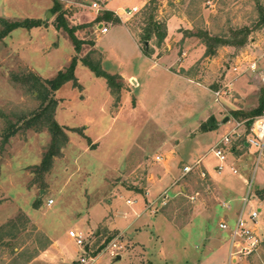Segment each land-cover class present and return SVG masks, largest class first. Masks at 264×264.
<instances>
[{
    "label": "rangeland",
    "instance_id": "1",
    "mask_svg": "<svg viewBox=\"0 0 264 264\" xmlns=\"http://www.w3.org/2000/svg\"><path fill=\"white\" fill-rule=\"evenodd\" d=\"M55 1L63 7L69 24L79 26L78 36L86 39L96 36L94 26L98 23L87 24L110 11L109 18L101 22L111 31L98 37L100 52L95 55L108 72L124 70L141 76L139 55L147 42L150 52L153 47L159 56L166 57L167 71L161 68L146 75L144 82L141 76L139 86L131 79L126 82L119 74L124 82L120 99L110 88L109 104L104 78L79 63L76 75L80 87L68 81L56 92L55 113L61 106L58 120L69 125V141L55 157L51 170L40 174L33 170L40 164L52 135L48 128L25 127L26 120L42 105L26 79L32 73L44 79L54 77L56 71L52 70L57 64L63 62L67 66L71 61L66 59L70 49L63 37L44 27H18L2 35L3 18L55 23ZM94 1L0 0V229L5 226L4 234L0 232V264H30L56 235L73 249L71 264H264V157L258 161L257 149L246 145L248 119L242 114L260 108L264 83L243 74L239 76L244 77L240 85L236 82L231 86V93L222 98L214 93L231 78L226 74L233 65L245 66L264 51V23L257 26L264 0H109V10L95 9ZM134 6L139 10L126 15L124 10ZM152 8L165 34H154L144 41L147 12ZM92 17L94 20L88 22ZM245 26L251 28L246 45H220L215 54H207L202 38L186 36L189 30L202 29L212 35L231 37L234 29ZM58 41L59 49L47 48ZM29 42L35 48H30ZM85 47L89 45L86 43ZM173 78L180 80L177 85L186 81L206 92L211 108L199 109L195 103V113L191 114L188 106L177 102L180 89ZM227 100L239 108L224 109ZM219 106L223 109L219 119L208 116L213 107ZM11 124L18 130L5 142L3 135ZM204 125L206 130L202 129ZM188 131L205 135L188 141L185 148L188 146L189 155H185H202L206 164L203 166L202 162V166L196 165L185 174L181 167L187 160L178 157L175 180L171 185L162 182V188L149 194L151 199L145 202L142 194L133 192L145 189L149 171L161 175L164 163L172 161L170 149L178 141L175 138L182 139ZM233 131L236 134L225 149L226 170L217 172L219 160L211 147ZM85 132L97 140L94 146ZM167 134L175 138L167 140ZM157 156L161 159L157 160ZM231 167L239 172L234 173ZM229 170L232 172L227 174L231 177L233 173L237 179L234 180L240 182L236 190L227 184L232 181L225 174ZM251 179L252 196L246 215L254 209L259 211L261 243L249 255L236 253L238 259L231 263V229H222L220 222L233 227ZM22 211L27 216L20 220ZM134 218H139V228L114 230H127ZM12 220L15 223L10 225ZM70 229L85 235L84 248L66 235ZM114 239L122 245L116 256L107 249ZM99 247L102 249L94 255ZM83 255L88 260L90 255L95 259L83 263ZM118 256L122 258L117 259ZM57 258L54 254L48 257L52 261Z\"/></svg>",
    "mask_w": 264,
    "mask_h": 264
},
{
    "label": "trees",
    "instance_id": "2",
    "mask_svg": "<svg viewBox=\"0 0 264 264\" xmlns=\"http://www.w3.org/2000/svg\"><path fill=\"white\" fill-rule=\"evenodd\" d=\"M149 4L150 3H148V5ZM52 11L57 14V17L55 19L56 27L60 30L65 31L66 34L70 37L76 50V54L72 57L71 61L66 66V68L60 69L54 77L44 79L39 75L32 73L26 79L30 83L31 89L34 90V92H37L38 96L41 98L42 105L37 112H35L31 117L26 120L25 127L34 128L36 130L48 128L52 135L50 145L45 151L40 164L36 165L35 169L33 170L34 173L40 174L47 173L51 170L54 164L55 157L61 154L62 148L69 141V128L67 126L62 125L56 118L55 111L58 105L56 92L68 81H72L74 86L80 87V82L76 75V68L79 62H82L85 66H87L95 75L103 77L106 80L108 86L112 89V91L117 93L119 99L121 90L124 85L122 77L118 73H111L103 68L101 58L96 57V54H98L99 52L98 50L93 48V46L95 45L94 40H86L78 37L76 31L79 26L69 24L68 19L66 17V12L63 10V7L58 1H55ZM259 11L260 18L257 21V26L264 23V6H260ZM147 13L149 21L144 29V41L150 40L154 34H157L158 36H163L165 34V30L162 29L163 24L155 19L156 17L154 15V9L152 8V10L148 11ZM109 14L110 11H106L104 15L99 14L93 22L88 23L87 25L89 26L94 25L95 23H100L102 19H108ZM3 22L5 23V28L2 31V35H6L18 27L32 28L41 26L43 23H45L41 19L9 21L5 18H3ZM187 33L188 34L186 36H198L202 38L204 41H206L208 47L207 54H215L218 46L220 45H233L238 47L246 45V43L248 42L249 35L251 33V28L245 26L239 29H234L232 31L231 37L212 35L208 31H204L202 29H199L198 31L189 30L187 31ZM86 43L90 44L92 48L86 55L81 56L80 52L83 48V45ZM144 52L150 53V47L148 45H145ZM262 98L263 99L261 101V106L259 109L242 113L243 118L248 119V127L251 126L253 118L260 114L262 111V108L264 106V89ZM236 114H238V112ZM205 126L206 125L202 126L203 130L207 129V127ZM17 128L18 126L11 124L3 135V141L7 142L10 136L18 130ZM249 132L250 131L248 130V133ZM261 195V197L264 198V193ZM26 216V213L22 211L18 219L23 220L26 218ZM14 223L15 221L12 220L10 225ZM4 228L5 226H2L0 229V232H2V234H4ZM3 238L5 237L3 236ZM101 249L102 248L99 247L98 250L95 251L96 253L93 252V254L97 255V252H99V250Z\"/></svg>",
    "mask_w": 264,
    "mask_h": 264
},
{
    "label": "crops",
    "instance_id": "3",
    "mask_svg": "<svg viewBox=\"0 0 264 264\" xmlns=\"http://www.w3.org/2000/svg\"><path fill=\"white\" fill-rule=\"evenodd\" d=\"M51 8V5L48 6V9ZM95 17H92L90 19V21L88 22H91L94 20ZM100 24L101 23H98L96 26H94V32L96 33V36L94 37H87L88 39H93L94 42H95V45L93 46V48H95L96 50L99 51L98 49V37H102V35H105V34H108L110 31H111V28H109V30L107 32H103L102 31V26L100 27ZM170 23H167L168 27H169V31H170ZM93 26V25H92ZM106 26V25H105ZM38 27H44L46 29H52L55 34L58 36V37H63L64 39V42L67 43V45H69V52L66 56V59H67V62H69L72 57L76 54V50L74 48V45H73V42L72 40L70 39V37L66 34V32H64L63 30H60L56 27L55 23L52 22V21H45V23H43L41 26H38ZM77 34V33H76ZM78 35V34H77ZM79 37V36H78ZM81 39H86V37H79ZM179 40L182 39V37H179L178 38ZM87 40V39H86ZM134 40L137 44V47L139 49H141L139 43H138V39L136 37H134ZM70 42H72V45L70 46ZM60 42H54V45L50 46L48 45L47 48L48 49H55L54 50H57L59 49L60 47ZM88 44V43H87ZM89 47H85L84 49L82 48L81 52H80V55L81 56H84L89 50H91L92 46L90 44H88ZM29 47L30 48H35V46H33V44L31 42H29ZM50 47V48H49ZM88 50V51H87ZM140 56V63H141V76H143V82H144V76L146 75H149L151 73H155V71H158L160 70H163L164 72H166L167 70V67L165 66L166 63L164 60H167L166 57L163 55V56H159V52L157 51V49H153L152 47V51L150 53H146L144 52L142 49H141V55ZM79 63H82V62H79ZM79 65V64H78ZM77 65V67H78ZM66 66V64H64L63 62H60L59 64H57V66H55V68L52 70V71H56L55 74L62 68H64ZM160 70V71H161ZM50 73H53V72H50ZM118 74H120L124 80L127 82V80L131 79L134 84L136 86H139L141 84V80H140V74H135V73H127L125 72L124 70H121L120 72H116ZM53 74V76L55 75ZM145 74V75H143ZM45 75V74H44ZM46 76V75H45ZM227 77H233L234 76V73L232 71V68H230L228 70V73L226 74ZM244 76H247L248 78H250L249 75H244ZM46 77H52V76H46ZM244 79V77H237L234 81V83L237 82V85H240L241 81ZM79 80V79H78ZM105 80V79H104ZM176 80V83L173 84L174 85H177L178 82H180V80L178 78H173V81ZM238 80V81H237ZM80 82V81H79ZM81 83V82H80ZM83 86V85H82ZM178 88L180 89L178 91V93L180 92V94H178V101L177 102H181L183 106H188V109L191 110V114L195 113L193 110H192V107L196 106L195 103L198 104V107L199 109H202V108H205V109H209L211 108V103H209V99H208V96H207V93L206 92H203V91H199V88H196V86L192 87L191 85H189L188 82L186 81H183V83L181 84H178L177 85ZM103 88H104V92H105V95H106V99H107V103L110 104V99H111V90H110V87L108 86L106 80H105V83L103 84ZM124 95H125V92L122 94V99L124 98ZM191 95V96H190ZM207 97V98H206ZM186 98V99H185ZM191 99H193L191 101ZM208 99V100H207ZM196 101V102H195ZM140 102V100H138V103ZM108 104V105H109ZM223 106L225 104H222ZM227 105V107H226ZM226 105L224 106V109L225 108H229L231 109L232 111L233 110H236L238 107L237 104L233 103L231 100H227L226 101ZM122 107V105H121ZM61 106L58 108V112H57V115H56V118L57 120L59 119L58 118V115L59 113L61 112ZM64 109V108H63ZM223 109H221V106L219 107H213L212 108V111H210V113H208V116H211L213 115L216 119H219L220 118V111H222ZM121 112V110H120ZM226 117V119L228 118H231V116L229 115H224ZM224 118V117H223ZM91 119V118H90ZM90 119H87L90 121ZM59 121V120H58ZM61 124L69 127V125L65 124V123H62L60 122ZM89 127V125H88ZM180 127H178L179 129ZM177 130V129H176ZM215 131V130H213ZM173 132V131H172ZM86 135H88L91 140L93 141V143H91L92 146H94L95 144V141H97L96 139H94V136L88 134L87 132H85ZM202 134L205 135V133H201V132H197L195 134L191 133V131H188V133L181 139V138H175L174 135L172 134H167L166 138L167 140H172L173 138H175L177 141V143L170 149V152H171V162H165L163 167H159L161 168L160 170L162 171L161 175H156L154 174L153 172H148L147 175H146V179L144 181V190L143 191H134L133 193H140L142 194L144 197H145V202L151 198H149V194L153 193L154 191L158 190L159 187L162 188V182H165L167 184H172V182L175 180V161L177 160V158L179 157H183L185 160H187L183 167H181L183 170H184V167L189 165V166H196V165H199V166H204L206 163H205V157L203 158V156H194L193 155L188 158L187 155H189V152L187 151V147L185 148V144H187V142H192L193 140H195L196 138H200V136H202ZM203 135V136H204ZM186 140V141H184ZM246 145L248 147H250L247 143V141H245ZM165 146H167V142H165ZM185 149V150H184ZM181 154H180V153ZM176 153V154H175ZM187 154V155H185ZM191 154V153H190ZM157 158V157H156ZM158 160V159H157ZM203 162V163H202ZM202 163V165H201ZM193 170V169H192ZM184 172V171H183ZM231 173L232 171H227L225 172V174L227 173ZM227 176L229 178H232L231 180L232 181H228L229 183H227L230 187V189L232 188L233 190H236L237 189V186L240 184L239 180L236 182L233 177V173H232V176L230 177L229 174H227ZM227 177V178H228ZM237 180V179H236ZM172 181V182H171ZM162 186H161V185ZM164 189V188H163ZM129 203H132V200H128ZM230 205V204H228ZM139 218H134L131 223L127 226V230L126 229H120L119 227L115 228L114 230H120L121 232H126V231H132L136 228H139V226H141L139 224ZM145 224V222H144ZM68 234V232H66V235ZM135 235V234H134ZM54 254L55 255H58L59 258L55 259L54 261H52L51 259H48V257H51L52 255ZM73 249L67 244L64 242L63 240V237L60 236V235H56L54 238H52L51 240V243L49 244V246L44 249V251H42V253L37 256L36 258H34L32 260V262L30 264H71L73 262ZM48 256V257H47ZM122 257L120 258H117V259H121Z\"/></svg>",
    "mask_w": 264,
    "mask_h": 264
},
{
    "label": "built area",
    "instance_id": "4",
    "mask_svg": "<svg viewBox=\"0 0 264 264\" xmlns=\"http://www.w3.org/2000/svg\"><path fill=\"white\" fill-rule=\"evenodd\" d=\"M109 0H96L93 2L92 6L97 10H109L108 5ZM139 8L137 6L127 8L124 10L126 15H134ZM102 24V31L107 32L109 30L108 26ZM232 71L234 76L231 77L224 85V88L216 89L214 91L217 98H222L224 94L231 93V86L233 85L235 79L243 74L252 75L260 79L264 83V51L258 56L254 57L253 60L249 61L245 66L244 63L235 64L232 66ZM241 122H238V126ZM249 133L246 137V141L250 147H255L258 151V161L264 157V106L260 114L255 116L252 120L251 126L249 127ZM236 134V131L228 133L222 137V139L211 147V151L218 158L219 162L216 166L217 172H224L227 167V153L226 146L231 143V138ZM160 160L161 156H157ZM193 169V166H185L184 173L187 174ZM234 173H238L237 168L231 167ZM253 179L249 184L247 194L243 197V206L236 216L235 224L231 227L227 222H220V227L222 229H231V244L229 259L231 263L236 262L238 257L236 253L241 255H249L256 251L261 243V237L259 233V211L254 209L248 215H246V205L252 196ZM53 199L50 203H53ZM229 206V205H227ZM69 237L81 248L85 247V235L76 229H70L68 232ZM122 248V245L118 243L117 240H112L107 245V249L112 256L118 255V251ZM90 259H95L90 255ZM81 262L88 263L89 260L85 255L81 256Z\"/></svg>",
    "mask_w": 264,
    "mask_h": 264
},
{
    "label": "water",
    "instance_id": "5",
    "mask_svg": "<svg viewBox=\"0 0 264 264\" xmlns=\"http://www.w3.org/2000/svg\"><path fill=\"white\" fill-rule=\"evenodd\" d=\"M102 26V24H100V27ZM148 45V42L146 43ZM118 258H120V256H118Z\"/></svg>",
    "mask_w": 264,
    "mask_h": 264
}]
</instances>
